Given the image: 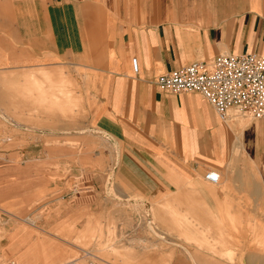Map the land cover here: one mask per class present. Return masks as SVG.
Masks as SVG:
<instances>
[{"label":"crops","instance_id":"obj_1","mask_svg":"<svg viewBox=\"0 0 264 264\" xmlns=\"http://www.w3.org/2000/svg\"><path fill=\"white\" fill-rule=\"evenodd\" d=\"M251 52L264 55V0H0V71L57 85L70 66L94 81L84 124L121 149L116 190L125 199L165 197L167 225H207L185 234L202 240L213 229L223 255L264 264L255 249L264 240V118L222 120L201 93H167L156 82L161 71ZM52 151L31 158L71 160ZM14 155L1 151L0 160ZM213 168L217 184L205 178ZM11 197L0 200L8 207ZM190 248L198 258L189 264H240Z\"/></svg>","mask_w":264,"mask_h":264},{"label":"rangeland","instance_id":"obj_2","mask_svg":"<svg viewBox=\"0 0 264 264\" xmlns=\"http://www.w3.org/2000/svg\"><path fill=\"white\" fill-rule=\"evenodd\" d=\"M62 68L64 79L57 85L50 80H17L0 71V152L15 153L11 161L0 160V196L4 201L12 196L8 207L0 200V261L189 264L198 258L193 246L211 253V261H236L237 253L220 252L226 243L214 238L213 229L202 231L199 237L207 236L202 240L185 234L207 225H167L165 197L125 199L116 190L121 149L84 124L94 81L83 78L84 69L73 73L70 66ZM42 90L59 94L43 96ZM66 91L71 92L69 99ZM55 148L71 160L31 158ZM109 202L112 206L105 207ZM168 232L184 240H169ZM243 243L239 241L237 252ZM255 243L256 251L264 252V240ZM237 260L241 264L240 257Z\"/></svg>","mask_w":264,"mask_h":264},{"label":"built area","instance_id":"obj_3","mask_svg":"<svg viewBox=\"0 0 264 264\" xmlns=\"http://www.w3.org/2000/svg\"><path fill=\"white\" fill-rule=\"evenodd\" d=\"M157 85L167 93H201L222 120L232 112L264 118V55L258 53L219 54L195 61L175 70L160 73ZM205 178L221 181L220 172L209 169ZM0 264H17L14 259ZM64 264H79L71 260Z\"/></svg>","mask_w":264,"mask_h":264},{"label":"bare ground","instance_id":"obj_4","mask_svg":"<svg viewBox=\"0 0 264 264\" xmlns=\"http://www.w3.org/2000/svg\"><path fill=\"white\" fill-rule=\"evenodd\" d=\"M68 92H69V91H66V94H67V95H66V96H67V99H69V97H68L69 95H68V94H69V93H71V92H69V93H68ZM64 100H65V98H64ZM29 221H30L31 223H33V222H34V220H32V219H30ZM259 249H260V248H259ZM263 250H264V249H263ZM261 252H262V251H261ZM86 253H87V252H86Z\"/></svg>","mask_w":264,"mask_h":264}]
</instances>
